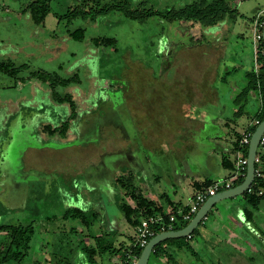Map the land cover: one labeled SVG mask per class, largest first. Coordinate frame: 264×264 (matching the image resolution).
Here are the masks:
<instances>
[{
  "label": "rangeland",
  "instance_id": "1",
  "mask_svg": "<svg viewBox=\"0 0 264 264\" xmlns=\"http://www.w3.org/2000/svg\"><path fill=\"white\" fill-rule=\"evenodd\" d=\"M116 1L121 0H101L103 4ZM196 1L200 0H128L131 9L161 12ZM27 2L0 0V62L29 65L17 79L0 72V214L5 222L13 224L19 220L25 227L34 228L29 253L21 264H58L63 257L74 264H117L110 253L103 254L97 263L89 262L85 250V245H89L87 226L72 212L66 217L67 211L77 208L89 213L90 204L91 210L117 221L121 211L111 195L119 190L115 178L129 169L138 172L133 179L136 186L149 193H167L170 198L178 194L183 202L190 194L187 174L204 173L214 178L219 170L229 172L219 165L216 152L207 158L206 152L214 143L213 139L207 141L206 130L190 132L193 145L182 153V158L174 154L172 146H182L187 136L158 138L161 148L155 156V150L146 147L137 129L135 110L126 103L123 87L134 80H183L182 57L178 54L191 44L220 46L225 59L241 56L252 40L255 49L254 25L256 21L260 23L257 16L264 11V0H230L244 15L236 25L227 19L214 26L197 23L190 31L186 29L187 22H169L160 16L146 21L131 20L119 12L96 21L58 17L79 4L78 0H52V12L45 22L36 24L22 10ZM254 18L257 19L253 21ZM234 26L244 29L245 35L248 33L246 39L229 34ZM77 29H85L80 41L69 36V30ZM196 36L200 37L199 42ZM102 38L113 39L114 46L103 45ZM37 70L63 78L78 75V81L56 88L61 95L73 96L77 103L75 117H71L68 103L54 99L48 82L30 78V72ZM226 91L223 96L228 95ZM165 107L164 103L158 104V110L156 106L163 113V123ZM65 123L67 131L61 134ZM47 126L57 128V132L49 133ZM146 138L153 141V136ZM41 165L45 168L36 167ZM220 203L217 205L222 213H216L215 225L221 227L228 211ZM102 226L99 219L89 232L96 235L99 228L105 230ZM220 232L223 238L227 236ZM116 236L117 233L112 234L109 239L114 241ZM239 237L245 247L259 239L263 241L258 253L252 254L256 259L248 264H264V201L255 222L240 230ZM5 239L2 236L1 242ZM197 249L200 261L195 262L185 250L176 251L178 260L182 264L229 263V248L224 243L214 252L206 244Z\"/></svg>",
  "mask_w": 264,
  "mask_h": 264
},
{
  "label": "crops",
  "instance_id": "2",
  "mask_svg": "<svg viewBox=\"0 0 264 264\" xmlns=\"http://www.w3.org/2000/svg\"><path fill=\"white\" fill-rule=\"evenodd\" d=\"M262 13H264V11ZM243 16L242 14V16L235 18L233 21L235 23L234 25H236ZM260 16L261 13L258 14V17ZM184 22L186 21H183V23ZM195 25L196 23L187 22L185 26L186 29L190 31V29L193 28L192 26ZM251 26L254 28L255 25ZM243 31L244 29H236L234 26L229 34L242 36L246 39L248 33L246 32L245 35ZM253 31L252 29L250 32V37L252 39L254 34ZM192 36L195 37V35ZM196 40L199 42L201 39L196 36ZM248 40L249 39H247V41ZM191 45L182 49L178 54L182 57L180 69L184 76L183 80L166 81L164 83L134 80L129 83L128 87H123L122 95L125 97L126 103L130 104L132 109L135 110L134 117L137 119V129L140 135L144 137L146 147H151L155 150V156H157L156 151L161 148V145L157 142L158 138H163L164 136L173 138L178 135L187 136L188 139L184 141L182 146H172L174 154L182 158V153L187 152V149L190 150L193 145V135L190 132H201L206 130V135H209L206 136L207 141L213 139L212 143H214L212 148L208 149L206 152L207 158L213 157L215 155L213 153L216 152L218 155L217 160L220 163L219 165L223 169H226L222 164L224 157H227L234 163H236L237 160L238 150H236L235 144L236 137L241 136L242 138L245 133H248L251 127L258 122V115L262 113L264 104L260 80L262 64L258 63L260 70L256 72V52L253 40L251 45L249 43L246 44L245 51L236 59H225L223 48L220 46ZM254 77L256 78V88L245 92L250 81L254 79ZM223 91H226L228 95L223 96ZM162 103L166 105L164 123L162 122L163 113L157 111L158 104ZM153 105H155V107H153ZM148 136H153V141H149L148 138H146ZM43 150L48 151L49 148H44ZM53 151L54 149L50 150V152ZM1 152L0 150V153ZM181 166H184V163H181ZM36 167L41 169L45 168L44 165ZM185 167L186 170L189 169V165H185ZM228 171L229 172L226 173L224 170H219L218 176L214 178L204 173L197 174L196 176H189V174H187L186 179L190 187V194L185 202L179 199L178 194L175 198H170L167 193L155 191L149 193L141 187L140 188L143 190L145 197L157 201L168 213L172 209V206L168 204L166 198H161L163 194L173 202L175 207H185L198 191L193 186L194 182L201 183L210 178L214 181L225 180L232 183L234 181L231 179L233 172H230V170ZM51 172L54 173L53 170ZM198 172L200 171L198 170ZM128 173H132L134 178L138 175V172L132 169L123 172V175ZM116 179L117 178H115V182ZM119 190L115 195H111L113 196L112 199H114V203H116ZM120 192L124 193V191L121 190ZM129 202L132 203V200L129 199ZM220 204H223L220 206H223V208L228 211L225 223L221 225V227L220 225H215L217 222L216 213H222L219 211V206L215 205L216 207L213 208V211L208 214V217L199 227L200 236L193 242L194 250L198 254L199 259H201V253L197 249L198 245H209L212 252H214L216 247L224 243L229 248L228 253H226L229 257V264H248L250 261L249 258L253 257L254 255L252 256V254L257 250L255 244L247 247L242 245L239 237L240 230L247 227V222H245L241 211L247 208L248 204L242 196L222 201ZM91 209L93 208L89 204V211ZM101 214V223L104 225L102 227H105V230L114 234L117 233L113 241L114 247L128 249L136 238L135 227H131L132 231L126 227L127 225L125 224L127 222L122 212L121 217L117 221L113 218L111 219L108 214L104 215L102 212ZM5 221L7 220L0 214V225L2 223L17 225L21 222L17 220L16 223L12 224L11 222ZM99 229L96 235L102 234L103 229ZM209 229H211L212 232ZM220 229L226 232L227 236L224 238L220 236ZM2 236H4V234H0V243ZM164 248L170 253L172 260H169L166 255L151 256L149 264H182L177 258L176 251L178 249L174 247H169L168 249L167 245H164ZM124 253L125 250H122L121 253L116 255L110 254L113 258H116L117 264H123ZM101 259V255H98L95 260L96 263ZM46 262L48 264L53 263L52 261Z\"/></svg>",
  "mask_w": 264,
  "mask_h": 264
},
{
  "label": "trees",
  "instance_id": "3",
  "mask_svg": "<svg viewBox=\"0 0 264 264\" xmlns=\"http://www.w3.org/2000/svg\"><path fill=\"white\" fill-rule=\"evenodd\" d=\"M79 4L72 6L68 9L67 13L64 15H58L59 18L69 19L70 21L76 18H89L91 20H98L103 16H107L112 12L122 13L126 18L131 20H139L146 21L151 17L160 16L162 19L169 22H191V23H199L203 26H214L220 24L222 22H226L227 19L234 21L235 18L242 16L239 9L234 7L230 0H200L188 4L179 9H169L167 11L161 12L154 9H131L129 6L128 0H121L120 2H112L103 4L101 0H78ZM52 0H28L25 7L22 9L27 12L32 20L36 24H42L45 22L47 16L52 12L51 8ZM258 18V16H257ZM257 18H254L255 21ZM260 23L261 28L259 32L262 34L263 26H264V13H261ZM85 29H77L75 31L69 30V36H71L75 40H82L84 38ZM99 43V41H96ZM100 43H103L105 46H114L115 41L111 38H102ZM99 43V44H100ZM257 62L262 64L261 67V87L263 94V102H264V41L260 40L257 49ZM29 65L23 64L17 66L13 61L0 62V72L17 79L19 77V73L23 69H28ZM30 78H35L42 80L44 82H48L53 90V97L57 102H66L69 104L72 116L75 117L76 114V101L74 100L71 94L61 95L57 92L56 88L59 86H68L76 81H78V75L75 74L69 78H63L57 73H48L45 71L37 70L30 72ZM256 88V78L252 79L249 83V86L245 90L248 92L252 89ZM264 119V104L263 110L260 115H258V122L255 123L251 129L250 133H254L258 124L262 122ZM67 124L65 123L61 126L60 133L65 134L67 131ZM46 129L49 133L57 132V128H51L47 126ZM243 138V137H242ZM241 136L236 137V150L241 152L244 157L248 155V147L249 145H241ZM260 151V152H259ZM258 151L259 161L256 163V179L251 187V190L245 192L241 196L247 202L248 207L242 209L241 214L247 222V226L252 225L256 220V213L260 210L261 205L264 201V151ZM223 166L234 172L236 169V163L229 160L227 157L223 158L222 162ZM246 176H240L236 178L232 184L233 187L241 184ZM134 176L132 173H128L123 176H119L116 179V183L119 186L121 191L124 193L118 192L116 204L119 206L120 211L122 212L126 222L132 226L136 227L141 223V221L145 218L149 217H158L163 216L165 219V229H162L161 224L155 225L153 227L155 231V235L167 230L169 218L172 214H176L178 207H175L173 202L166 197L165 194L161 196L162 199L166 198L168 204L172 206L170 210V214H167L164 207L160 205L157 201L150 200L145 197L143 190L136 186L133 183ZM215 181L212 179H206L205 181L199 183L194 182L193 186L197 192L206 190L209 186H211ZM196 192V193H197ZM129 199L132 200V203L129 202ZM216 206H214L215 208ZM213 209L210 211V213ZM71 212L73 216L80 218L82 225L87 226V230L89 233V245H85V250L89 255V262L96 263V258L98 255L106 254L107 252L111 254H119L122 250H125L123 255V262L126 260L127 255H131L129 262L132 260H137L142 251L143 247H140L136 244V238L134 239L133 244L128 248H115L114 242L109 239L111 237L112 232L108 230H103L101 235H94L89 232L90 228L94 225L95 221L102 220L101 212L97 210H90L89 213L85 212L83 209H73V211H67L65 216L68 217L69 214L71 216ZM191 221L182 222L179 224H175L173 229L179 230L186 227ZM202 223L196 228L193 234L189 237L185 238H176V239H168L160 244H158L154 252L151 256H168L169 260H172V256L170 253L164 248V245L169 247H174L178 250H185L189 252L194 258L195 262L200 261L198 254L194 250L193 242L195 239H198L200 236L199 227ZM0 234H4L5 241L0 243V264H21L25 257L28 255L30 250V243L34 234V228L32 225L25 227L23 223H19L17 225H11L7 223H2L0 225ZM262 242L260 239L255 241L254 244L257 246V250L262 248ZM254 251L255 253L258 251ZM65 259V260H64ZM256 259V257H250L249 262H252ZM192 261V262H194ZM51 262V261H49ZM37 263V262H36ZM38 264V263H37ZM53 264V263H50ZM58 264H74V262H70L66 257L60 258ZM229 264V263H228Z\"/></svg>",
  "mask_w": 264,
  "mask_h": 264
},
{
  "label": "built area",
  "instance_id": "4",
  "mask_svg": "<svg viewBox=\"0 0 264 264\" xmlns=\"http://www.w3.org/2000/svg\"><path fill=\"white\" fill-rule=\"evenodd\" d=\"M261 26L262 25L256 21L255 35H254L256 55H257L258 44L260 40L262 39V34L259 32V27ZM259 70H260V66L257 62V56H256L255 71L259 72ZM251 136H252V133L250 132L245 133L241 140V145H249ZM259 150L264 151V135L261 139L258 151ZM257 161H259L258 156H257ZM246 169H247V157H244V155L241 152H238L237 160H236V169L233 172V176L231 179L235 180L236 178L240 176H244ZM256 173H257V170H256ZM232 187H233V184L229 181L217 180L211 186H209L206 190L195 193V195L191 198L187 206L178 208V210L176 211V214H172L170 216L169 223L167 225L168 229L164 231L174 230L173 227L175 224L191 221L196 215V213L199 211L200 207L205 203V201L209 197L214 196L218 192L230 189ZM167 214H170V211ZM158 224H161L162 229H165L164 224L166 223H165V219L163 216H158V217L153 216V217L143 219L141 223L136 227V244L144 248L147 245V243L150 241V239L155 236V231L153 227ZM130 258H131V255H127V258L123 262V264H136L138 259L137 260L134 259L130 263L129 262Z\"/></svg>",
  "mask_w": 264,
  "mask_h": 264
},
{
  "label": "water",
  "instance_id": "5",
  "mask_svg": "<svg viewBox=\"0 0 264 264\" xmlns=\"http://www.w3.org/2000/svg\"><path fill=\"white\" fill-rule=\"evenodd\" d=\"M262 39L264 41V26L262 30ZM263 135L264 119L258 124L250 139L247 155V169L244 181L239 185H236L227 190H223L221 192H218L216 195L209 197L186 227L179 230L163 231L152 237L147 245L143 248V251L136 264H149L150 257L158 244L168 239L185 238L191 236L196 228L208 217V214L215 205H217L221 201L238 197L251 189L256 179L258 148Z\"/></svg>",
  "mask_w": 264,
  "mask_h": 264
}]
</instances>
